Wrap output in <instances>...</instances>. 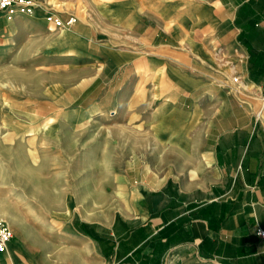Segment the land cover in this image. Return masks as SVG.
Returning <instances> with one entry per match:
<instances>
[{
	"label": "crops",
	"instance_id": "1",
	"mask_svg": "<svg viewBox=\"0 0 264 264\" xmlns=\"http://www.w3.org/2000/svg\"><path fill=\"white\" fill-rule=\"evenodd\" d=\"M46 10L0 14V42L45 45ZM65 36L85 60L50 100L126 149L106 151L96 181L58 131L0 148L26 161L0 171V189L23 186L0 195V264H264V0H107Z\"/></svg>",
	"mask_w": 264,
	"mask_h": 264
},
{
	"label": "rangeland",
	"instance_id": "2",
	"mask_svg": "<svg viewBox=\"0 0 264 264\" xmlns=\"http://www.w3.org/2000/svg\"><path fill=\"white\" fill-rule=\"evenodd\" d=\"M106 1L36 0V9L40 7L47 9L45 45L31 46L23 37L13 38L14 40L9 42H0V148L20 149L37 144L55 145L54 137L58 131L63 135L64 145H75L79 148L80 152L76 159L80 167H84L80 173L82 175L88 173L89 177H92L94 173L96 181L104 178L105 170L102 166L106 161L105 158L109 156L106 151L116 147L126 149V145L120 143V138L111 136L110 126L104 127L103 123L93 125L84 122L83 110L79 109L73 101L59 105L50 100L55 98L57 85L64 87V90L72 87V78L78 74V68L85 60L67 51L66 48L71 45V42L65 35L69 34L78 23L86 21L93 8L104 5ZM49 16L60 19H62L60 16L68 17L62 19L63 27H55L47 21ZM71 19H74V23L68 24ZM101 42L94 40L90 44L91 47L88 44H84V47L92 52ZM96 60L104 62L105 59L97 58ZM55 113L62 114L63 122L60 126L56 125L55 118L50 119V116ZM89 150L90 153H87ZM0 156L11 158L0 160V171L4 172L5 177L10 171L15 173L17 170H23L22 164L26 162L25 154H0ZM31 160L38 161L35 158ZM93 163L95 170H93ZM22 179L23 176L20 175L12 178L11 181H19L22 184ZM22 189L23 186L16 187L15 190L13 187L10 189L7 186L2 187L0 195L17 197L21 200ZM87 189L88 186L83 187L82 195ZM19 203L24 205L23 201Z\"/></svg>",
	"mask_w": 264,
	"mask_h": 264
},
{
	"label": "built area",
	"instance_id": "3",
	"mask_svg": "<svg viewBox=\"0 0 264 264\" xmlns=\"http://www.w3.org/2000/svg\"><path fill=\"white\" fill-rule=\"evenodd\" d=\"M36 7V3L32 0H0V14L7 16L9 19L17 15L31 16ZM47 21L55 27L64 26V22L56 16H49ZM72 23H74V19L68 22V24ZM232 82L238 85L239 78L233 77ZM256 235L261 242L264 243V229L258 228L256 230ZM12 238L13 234L8 225L0 221V253H4L7 250V246Z\"/></svg>",
	"mask_w": 264,
	"mask_h": 264
}]
</instances>
